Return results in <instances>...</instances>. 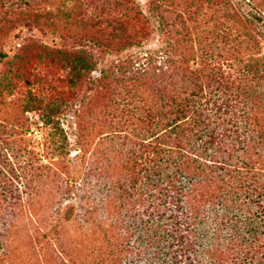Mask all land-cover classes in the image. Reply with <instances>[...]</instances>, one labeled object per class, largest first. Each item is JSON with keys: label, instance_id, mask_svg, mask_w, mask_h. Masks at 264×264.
Wrapping results in <instances>:
<instances>
[{"label": "trees", "instance_id": "obj_1", "mask_svg": "<svg viewBox=\"0 0 264 264\" xmlns=\"http://www.w3.org/2000/svg\"><path fill=\"white\" fill-rule=\"evenodd\" d=\"M37 1L0 0V63L13 67L0 94L24 77L26 41L64 64L70 91L28 93L55 164L17 166L0 139V264H264V0H207L230 11L240 43L215 55L177 39L161 61L123 23L88 29L80 49L19 44L50 20ZM96 85L104 132L89 151L81 92Z\"/></svg>", "mask_w": 264, "mask_h": 264}, {"label": "rangeland", "instance_id": "obj_2", "mask_svg": "<svg viewBox=\"0 0 264 264\" xmlns=\"http://www.w3.org/2000/svg\"><path fill=\"white\" fill-rule=\"evenodd\" d=\"M48 1L45 4L51 11L48 24L42 25L41 29L34 28L31 32L24 30L23 38L17 43L34 39L49 47L52 52L80 49L82 38L88 29L96 33L99 25H109V30L104 33L110 36L113 27L117 23H123L128 26V33L132 36L136 30L145 29L148 35L145 37L147 45L144 51L153 53L155 61H161L162 54L167 50L164 47L170 45L171 50L175 51L177 39L203 41L209 52L215 55L229 53L230 44L240 43L242 40L241 29L229 19L230 11L221 4L213 5L207 0ZM37 2L44 3L40 0ZM187 27L191 28L192 36L188 35ZM29 42L26 41V46L30 47L27 51L30 64L24 70V77L22 75V79L14 80L18 85L15 89L0 94V139L5 138L12 143L9 144L8 155L17 166L25 165L28 161L37 166L50 165L58 161L50 152V130L42 124L38 111L27 110L28 93L32 89L44 96L45 101L55 98L58 92L69 93L68 70L59 60L54 64L47 63L42 58L44 52L38 51ZM9 47L10 45L7 48ZM122 53L117 54L118 57H129V54ZM114 55L116 54L106 56L108 62L117 58ZM146 55L143 53L141 57ZM7 61L0 63V77L13 72L12 65ZM98 75V72L93 73L95 78ZM98 86L94 90H86L87 92L84 89L83 94L81 92V96L87 99L84 121L88 128L89 151L102 139L103 130L99 125L105 110L100 105L105 91ZM62 124L71 141H75L76 123L72 115H64Z\"/></svg>", "mask_w": 264, "mask_h": 264}]
</instances>
